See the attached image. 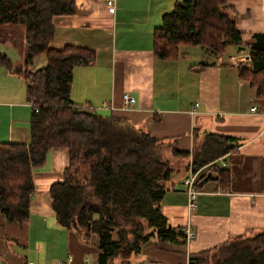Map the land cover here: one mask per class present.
Here are the masks:
<instances>
[{"label":"crops","instance_id":"obj_1","mask_svg":"<svg viewBox=\"0 0 264 264\" xmlns=\"http://www.w3.org/2000/svg\"><path fill=\"white\" fill-rule=\"evenodd\" d=\"M72 1L73 15L53 19L50 47L94 55L92 62L73 69L70 99L75 106L124 119L156 140L174 142L179 152L191 154L207 136L237 145L199 170L194 209L181 185L191 159L167 154L173 173L164 185L160 211L168 227L189 229L194 237L184 246L152 239L129 261L115 264H186L191 255L230 238L264 231V99L238 74L239 66L250 67L249 50L238 53L231 46L220 56L185 46L177 60L159 61L153 31L177 2L192 0H114L113 13L104 0ZM228 5L237 30L250 41L264 33V0H228ZM36 61L29 72L45 67L40 62L35 69ZM125 94L135 99L133 105L124 106ZM253 106L256 112L250 111ZM32 113L24 80L0 68V143L28 145ZM67 166L64 150L49 151L32 173L35 194L28 221L9 223L0 214V264H84L86 258L94 264L98 236L92 235L89 246L83 244L59 225L53 210L49 191L63 182Z\"/></svg>","mask_w":264,"mask_h":264},{"label":"trees","instance_id":"obj_2","mask_svg":"<svg viewBox=\"0 0 264 264\" xmlns=\"http://www.w3.org/2000/svg\"><path fill=\"white\" fill-rule=\"evenodd\" d=\"M74 12L72 0H0V33L2 27L21 28L26 47L22 67L12 69L1 53L0 67L24 80L27 100L35 107L30 143H0V214L9 223L28 221L35 194L32 173L49 151L61 149L67 153L68 166L63 182L50 188L53 210L59 225L83 244L89 246L92 235L98 236L94 264L127 262L152 239L184 246V230L168 227L160 211L164 185L173 173L167 154L191 159V170L197 172L237 145L207 136L191 154L179 152L174 142L156 140L124 119L75 106L70 99L73 69L92 62L94 55L70 46L62 51L50 47L53 19ZM185 46L220 56L228 47H245L250 67L239 66V78L264 99V33L252 35L250 41L237 30L228 0L177 2L172 13L163 16L153 31L155 58L177 60ZM41 56L45 67L29 72V65ZM189 263L264 264V231L230 238L191 255Z\"/></svg>","mask_w":264,"mask_h":264},{"label":"rangeland","instance_id":"obj_3","mask_svg":"<svg viewBox=\"0 0 264 264\" xmlns=\"http://www.w3.org/2000/svg\"><path fill=\"white\" fill-rule=\"evenodd\" d=\"M23 41V32L21 28L16 27H2L1 33H0V53L7 55L9 60L12 62L13 67L12 69H15L16 67H22L24 58L26 56V47L22 43ZM233 52V51H232ZM35 62V69H38L42 66V64L46 63V59L44 56H41L36 59ZM42 62V64H40ZM43 64V66H44ZM3 70H6L4 67H0ZM18 80V79H16ZM20 82V89L21 86L24 90V85L22 81ZM19 88V86H18ZM177 167V165H176ZM175 167V168H176ZM185 169V166H183ZM181 168V166H178V170Z\"/></svg>","mask_w":264,"mask_h":264},{"label":"built area","instance_id":"obj_4","mask_svg":"<svg viewBox=\"0 0 264 264\" xmlns=\"http://www.w3.org/2000/svg\"><path fill=\"white\" fill-rule=\"evenodd\" d=\"M104 1H105V5H106L108 11L110 13H113L114 10H115L114 0H104ZM243 61H246V60H243ZM249 61H250V59H249ZM134 103H135V99L133 97H131V96L127 95V94L123 95V104H124V106H130V105H133ZM29 105L32 108H35L34 104L32 102H30ZM197 106H198V104H195V107H197ZM83 109H90V108H83ZM250 111L251 112H256V107L253 106L250 109ZM199 174H200V171L192 172L191 166H189L188 174L182 180V184L181 185H182L183 190L187 194L189 209H194L195 208V201H196V198H197V196L199 194L198 193V189H197V183H198V179H199ZM184 232H185V234L187 236V243H188V241L191 240L194 237V234L189 229H186ZM70 260L71 259L69 258V261ZM58 264H62V262H59ZM84 264H93V261L90 258H86L84 260ZM138 264H147V263H138ZM186 264H190V263L187 262Z\"/></svg>","mask_w":264,"mask_h":264},{"label":"water","instance_id":"obj_5","mask_svg":"<svg viewBox=\"0 0 264 264\" xmlns=\"http://www.w3.org/2000/svg\"><path fill=\"white\" fill-rule=\"evenodd\" d=\"M245 50V47L239 46L237 47V52H243Z\"/></svg>","mask_w":264,"mask_h":264}]
</instances>
